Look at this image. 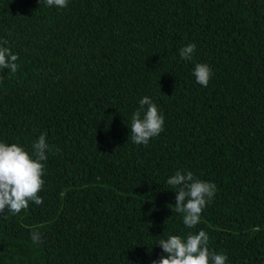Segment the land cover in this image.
<instances>
[{
  "label": "trees",
  "instance_id": "16d2710c",
  "mask_svg": "<svg viewBox=\"0 0 264 264\" xmlns=\"http://www.w3.org/2000/svg\"><path fill=\"white\" fill-rule=\"evenodd\" d=\"M0 46L18 56L0 70V142L52 149L43 203L0 213V264H152L160 239L200 230L225 264H264V0H0ZM145 96L164 130L137 145ZM177 170L216 185L191 229Z\"/></svg>",
  "mask_w": 264,
  "mask_h": 264
},
{
  "label": "clouds",
  "instance_id": "9594fccd",
  "mask_svg": "<svg viewBox=\"0 0 264 264\" xmlns=\"http://www.w3.org/2000/svg\"><path fill=\"white\" fill-rule=\"evenodd\" d=\"M48 7L66 8L68 0H43ZM41 3V0H39ZM8 42L4 40L2 45ZM196 51L194 43H188L179 50L182 60L191 61ZM18 56L8 47L0 46V70L8 69L15 73L18 69ZM195 80L201 86L207 87L213 73L208 64L195 63L193 68ZM0 77V82H2ZM164 130V117L157 105L148 96L139 101V107L131 116V140L137 145H147L149 140L158 136ZM46 141V135L41 134L32 144L29 153L22 146L0 142V213L5 210L12 215L19 214L28 208L29 202L37 206L43 203L39 193L43 189L44 164L46 153L51 151ZM167 184L176 193L174 209L183 214L184 225L191 229L200 221L203 209L212 201L216 194L214 183L203 181L194 176L191 171L177 170L167 179ZM34 244L43 243L39 231L31 232ZM209 236L204 230L198 234L189 232L185 237L169 235L160 239L158 246L163 255L152 261V264H225L227 256L210 250Z\"/></svg>",
  "mask_w": 264,
  "mask_h": 264
}]
</instances>
